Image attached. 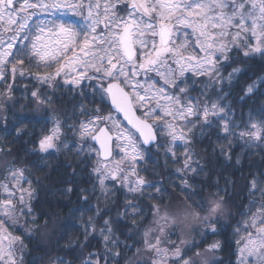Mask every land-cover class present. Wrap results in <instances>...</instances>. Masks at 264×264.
<instances>
[{
    "label": "snow or ice",
    "instance_id": "obj_1",
    "mask_svg": "<svg viewBox=\"0 0 264 264\" xmlns=\"http://www.w3.org/2000/svg\"><path fill=\"white\" fill-rule=\"evenodd\" d=\"M257 54L264 58V0H0V127L7 130L11 113L12 143L30 137L26 143L34 147L25 151L36 157L33 167L43 170L46 157L74 152L94 178L91 188L79 189L80 206L72 213L78 223L64 224L80 229L83 243L64 246L80 249L79 264H223L216 254L225 244L234 248L230 264H264V171L251 175L247 205L236 215L225 199L234 181L217 177L208 192L189 183L206 171L193 148L206 130L227 141L212 149L226 161L231 138L264 142V118L250 116L236 131L241 125L228 100L264 96V76L249 82V68L239 66ZM17 77L46 89L25 86L37 115L15 110ZM69 94L73 109L66 116L52 105ZM32 121L44 125L38 134L27 128ZM161 149L164 167L169 159L181 163L172 172L175 181L141 175L149 161L159 163L153 151ZM0 154L11 156V147L3 144ZM0 167V264H25V239H35L53 217L33 210L32 183L40 179L31 168L15 159ZM172 188L188 195L166 202ZM117 192L124 196L119 207ZM227 229L231 239L202 247ZM91 239L102 241L101 252H84ZM49 255V264H73Z\"/></svg>",
    "mask_w": 264,
    "mask_h": 264
},
{
    "label": "trees",
    "instance_id": "obj_2",
    "mask_svg": "<svg viewBox=\"0 0 264 264\" xmlns=\"http://www.w3.org/2000/svg\"><path fill=\"white\" fill-rule=\"evenodd\" d=\"M241 67H248V75L245 76L246 80L256 79L259 76H264V58L258 54L248 59L247 65H239ZM31 71L33 73L38 70L33 66ZM251 82V80H249ZM27 89L36 90L40 89L41 92L46 91L43 87L38 85L34 80L20 79L17 77L15 85L13 86L12 95L16 100H19V104L16 105L15 110L22 114L37 115L36 105L32 98L29 96ZM203 85H201L202 87ZM4 88L0 85V92H3ZM228 91V89H225ZM235 93H239V89L234 90ZM198 93H194L197 95ZM55 99V97H54ZM71 94L63 97L62 101H57L52 107L60 111L66 116H70L73 109V104L70 102ZM229 102L234 110L233 119L239 125L240 128L236 131L243 130L244 124L249 122L251 116L252 122H258L264 118V114H260L261 108H264V96L253 97L252 100H247L246 103H240L236 100L235 95L228 97ZM255 101V102H254ZM9 123L7 130L0 127V141L3 144L11 147L12 155L4 156L0 154V161H17L18 167H29L31 168L33 177H38L40 183H36L33 179L32 187L36 190L35 197L32 200V207L37 216L43 215L47 218L48 215H52L53 219L48 221L49 226L47 228H41L39 232H36L35 239H25L27 245V252L25 254V264H49L50 255H62L66 259L73 261V264H79L77 256H81L79 248L74 251L66 250L65 245L71 241L72 244L83 243V237L80 234L78 227H71L65 230L64 224L67 221L71 225L78 223L72 217L73 210L80 206L79 201V189H88L92 187L93 177L90 175L89 164L87 161H82V157H77L74 152L72 153H61L58 155L48 156L41 163H46V167L41 170L40 168L33 167V162L36 160L35 156L25 151V148H33V144H27L26 142L30 139L29 136H24L20 141L12 143L15 136L12 133L13 121L11 120V113H9ZM29 131L36 132L37 134L44 128L43 123L32 121L27 123ZM199 137V133H197ZM233 142L232 148V159L226 161L223 156H220L212 151L213 147L218 144H227V141L217 140V134L215 129H208L205 131L203 137H199L194 143L193 148L199 153L200 164L206 169L204 173H200L196 177L197 182L192 180L189 183L193 184L197 192L203 187L205 192L215 191V188L207 187V185L213 184L217 177H227L229 180L234 181L235 185H227L230 192L225 194L227 200V207L231 210L233 215L238 214L243 210V207L247 205V188L246 185L248 180L251 178L253 173L259 174L264 171V142L256 141L255 143L245 145L243 140H237L235 137L231 138ZM161 154L156 155L153 151V155L159 163L149 161L147 167L150 169L147 172H141V175L145 176L149 180L160 181L164 180L168 183L169 178L172 181L177 179L176 176L172 175L174 169L181 167V163L173 164L169 159L167 167H164L165 157ZM183 153V149L177 148L176 155L180 157ZM155 169L157 174H153L151 169ZM3 177V168L0 167V180ZM224 179L219 180V187H225ZM171 188V185H169ZM66 188H72L71 193H65L63 190ZM86 195L88 193H85ZM168 199L166 202H173V197L176 195L187 196L188 193H181L178 188H172L169 193L165 194ZM194 200H199L200 196L193 197ZM116 207H119L124 201V196L120 192H117ZM155 202V201H151ZM92 203H97L96 200H92ZM101 207H104L101 202ZM108 207H113L112 204H108ZM59 215L56 216L55 214ZM92 215V213H89ZM112 216L116 215L115 210L111 213ZM54 221V222H53ZM43 219L41 225H43ZM225 223L234 224L235 221L231 217H225ZM231 229L220 236L209 237L207 243L203 244L202 247H207V244L214 240H220L222 242L231 239ZM22 235V233H16ZM63 235V239H61ZM194 235V233H193ZM122 240L126 237L121 235ZM198 238V237H197ZM175 240L176 237H173ZM132 243V241H127ZM103 250L102 241L100 239H91L90 243L84 248V252H101ZM234 248L225 244L223 250L217 253V257L223 261V264H230V261L234 259L232 253ZM30 252V255L28 254ZM40 257L38 261L35 259Z\"/></svg>",
    "mask_w": 264,
    "mask_h": 264
},
{
    "label": "rangeland",
    "instance_id": "obj_3",
    "mask_svg": "<svg viewBox=\"0 0 264 264\" xmlns=\"http://www.w3.org/2000/svg\"><path fill=\"white\" fill-rule=\"evenodd\" d=\"M68 17H70L72 20H79L80 19L78 16H75L73 13H68ZM48 18L51 19V17H48ZM4 176H5V172L3 170V177ZM2 180H0V181H2ZM186 238H189V237L186 236Z\"/></svg>",
    "mask_w": 264,
    "mask_h": 264
}]
</instances>
